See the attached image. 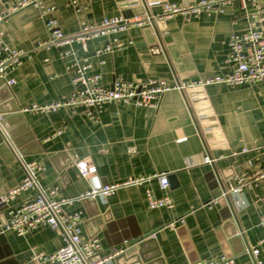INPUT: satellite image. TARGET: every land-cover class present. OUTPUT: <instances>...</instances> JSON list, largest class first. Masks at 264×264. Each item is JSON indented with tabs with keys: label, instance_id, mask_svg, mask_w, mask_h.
Instances as JSON below:
<instances>
[{
	"label": "crops",
	"instance_id": "obj_1",
	"mask_svg": "<svg viewBox=\"0 0 264 264\" xmlns=\"http://www.w3.org/2000/svg\"><path fill=\"white\" fill-rule=\"evenodd\" d=\"M39 1L54 8L49 17L58 21L67 36L77 34L84 19L96 26L104 18L131 21L123 31L89 40L86 50L77 43L68 47L74 58L88 59L89 73L99 75L104 88H110L115 79L132 84L163 80L175 86L231 73L228 39L247 29L252 10L245 11L234 0L219 15H178L152 23L148 17L159 14L164 1L192 4L199 0H150L148 10L141 2L135 7L125 5L134 0H90L85 14L68 8L66 0ZM20 2L0 0V14L5 15L0 21V42L26 54L9 74L15 84L9 89L0 84L2 124L10 118L4 131L16 140L15 146L0 132V194L24 176L13 145L26 161L41 164L39 184L57 189L56 200L68 201L62 211L79 213L82 236L98 238L105 252L126 250L130 247L126 242L141 234L153 239L147 248H155L150 257L159 256L154 264H195L222 256L233 264L255 260L264 264V181L230 195L236 216L220 227L215 224L220 222L221 207L214 203L221 187H234L233 178L244 164L263 163L262 154L242 150L264 145V82L207 86L206 99L200 101L172 90L163 94L156 110L109 104L97 114L96 122L84 108L74 114L69 108L49 115L22 113L32 104L67 98L73 91L74 73L66 70L69 60L60 57L61 49L37 48L47 38L44 20L34 6L12 11ZM136 19L140 22L134 23ZM115 38L125 47L100 65L94 51ZM56 131L61 134L52 137ZM205 157L214 163H203ZM78 160L94 166L95 174L82 178L75 166ZM154 174L167 176V191L153 179L119 187L106 197L79 199L93 189ZM147 189L156 198L168 193L172 208L148 210ZM34 195V191L21 194L10 205ZM0 219V264H36L31 260L33 253L50 254L64 245L59 230L41 227L21 238L3 231L6 210Z\"/></svg>",
	"mask_w": 264,
	"mask_h": 264
},
{
	"label": "built area",
	"instance_id": "obj_2",
	"mask_svg": "<svg viewBox=\"0 0 264 264\" xmlns=\"http://www.w3.org/2000/svg\"><path fill=\"white\" fill-rule=\"evenodd\" d=\"M89 1L66 0V6L76 13L85 14ZM233 1L199 0L197 3L192 4L164 2L161 5L159 14L149 16L148 20L153 23V21L160 22L178 15L186 17H197L201 13L219 15ZM239 2L241 8L245 11L249 8L252 10L248 16L249 25L247 29L239 34H232L228 39L229 54L227 62L233 65L231 73L199 80L196 83H182L175 86H169L163 80H152L144 84H132L121 79H115L110 88H104L100 84V76L89 73L91 65L88 59L85 58L79 61L74 58V52L68 47L73 43H77L86 50V44L89 40L101 35L115 34L123 31L131 21L122 17L104 18L96 26L84 19L80 23L78 33L73 36H67L62 32L58 21L49 17L54 11L53 7L43 6L39 0H21L12 11L18 8L34 6L38 9L40 17L44 20L47 38L39 42L37 48L49 50L54 47L61 49L60 57L69 60L66 70L74 73L71 78L73 91L67 98L45 105L32 104L23 108L21 112L49 115L62 108H69L74 114L76 110L84 108L87 117L96 122L97 114L101 112L104 106L109 104L122 103L137 109L156 110L163 94L172 90L186 95V92L189 90H204L207 86H251L264 82V0L261 3L258 0H239ZM4 17L5 15L0 14V21ZM133 22L138 23L140 21L136 19ZM124 47L125 45L115 38L107 45L96 49L94 57L100 65H103L105 64V57L112 55ZM25 55V52L11 49L0 42V84L8 88H11L15 84L14 79L9 77V74L21 65V59ZM3 117L0 114V132L7 138L2 127ZM60 134V131H56L52 137H57ZM11 149L22 166L24 176L7 193L0 194V203L8 205L3 231L12 232L17 237L22 238L41 227H50L54 230H59L64 240V245L53 253H33L31 258L33 262L36 264H111L116 256L125 251L123 248H116L110 252H105L98 238H84L82 236L80 214H65L62 211V206L68 201L56 200V188L42 187L39 184L38 176L44 170L41 164L36 161H26L13 145H11ZM252 151L262 154L264 157V145L255 146L251 149L244 148L242 153L245 154ZM262 161L263 163L249 161L244 164L233 178L235 181L234 187L222 190L219 196L230 197V195H236L240 192L243 187H252L256 182L264 181V158ZM203 163L213 164L214 160L205 157ZM75 166L82 178H89L96 172L95 167L84 160L76 161ZM153 179L158 180L163 190H168L167 176L165 174H154L93 189L79 196V199L94 198L96 195L106 197L119 187L143 185ZM29 191L35 192L34 197L18 204L10 205L19 195ZM145 194L148 210L170 209L173 206L168 193L161 198H156L147 189ZM214 203H217V199L214 200ZM262 221H264V218H262ZM169 225L173 226V223ZM252 254L255 258L258 254V249H255ZM195 264H233V260L222 256L218 260L200 261ZM253 264H260V262L255 260Z\"/></svg>",
	"mask_w": 264,
	"mask_h": 264
},
{
	"label": "water",
	"instance_id": "obj_3",
	"mask_svg": "<svg viewBox=\"0 0 264 264\" xmlns=\"http://www.w3.org/2000/svg\"><path fill=\"white\" fill-rule=\"evenodd\" d=\"M140 2L142 4L143 8H145L146 10H148V6L151 5L150 0H139V1L134 0V1L127 2V4H125V5L135 7ZM164 2H167V1H164ZM134 13H135V15H137V14H139V11H136ZM156 33L157 32L155 31V34ZM4 88L9 89L6 86H4ZM186 95H188L189 98H196L198 101L206 99L203 89L189 90L186 92ZM196 103H197V101L195 102V104ZM206 110H208V109L206 108ZM15 111L16 112H14V113L18 112L17 110H15ZM9 119L10 118L5 119L4 123L2 124V127L5 130H7L6 124L8 123ZM204 127H207V126H204ZM210 127L213 128L214 130L218 129V127L215 124H212V126H210ZM6 136L16 146V140H15L13 134L7 131ZM68 164H69V162H68ZM221 189L224 190L223 187H221ZM215 199H217V203L221 207V211H220L221 219H220V222L215 224V227L216 226L220 227V225H222L223 222H229V221H231L232 218H235L236 213L233 209V205H232L230 197H219V198L217 197ZM7 207H8L7 204L0 203V213L3 210H6ZM149 236L150 235L143 236L141 234H137L136 236H133L132 240H130L129 242H126V244L130 245V247L128 249H126L123 253L119 254L118 256H116L113 259L114 264H154L155 261L157 259H159V256L158 255H154L152 257L149 256L155 250V248H152V247L147 248V245L149 243L153 242L152 241L153 239L149 238Z\"/></svg>",
	"mask_w": 264,
	"mask_h": 264
}]
</instances>
